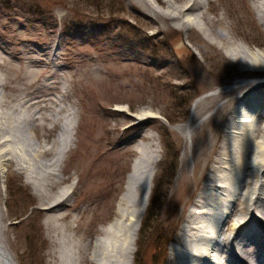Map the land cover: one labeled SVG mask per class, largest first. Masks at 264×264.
Here are the masks:
<instances>
[{
  "label": "rangeland",
  "instance_id": "374dc122",
  "mask_svg": "<svg viewBox=\"0 0 264 264\" xmlns=\"http://www.w3.org/2000/svg\"><path fill=\"white\" fill-rule=\"evenodd\" d=\"M136 1L0 0V77L6 82L0 85V112L4 120L6 107L25 95L33 101L47 99L46 113L58 110L60 124L67 122L68 109L76 112L77 141L61 162L66 182L59 188L77 182L69 211L78 216L80 232L87 231L82 232L84 244L114 217L136 157L131 150L135 137L141 132L154 135L160 158L134 264H167L213 160L233 149L225 140L227 123L233 116L250 114L256 124V107L236 101L245 93L264 100V74L243 70L197 28L161 30V18ZM252 3L214 0L206 15L214 21L222 18L218 28L229 26L235 40L264 49V24ZM164 6L159 4V10ZM240 79L254 82L237 89ZM224 84L229 86L220 89ZM61 107L67 110L59 112ZM141 111L157 116L133 126ZM192 112L194 132L188 141L177 126ZM259 123L264 125L263 119ZM47 125L50 135L37 139L22 123L23 137L51 143L60 127ZM186 166L189 171L181 175ZM6 169V218L0 236L18 264H55L35 190L11 162Z\"/></svg>",
  "mask_w": 264,
  "mask_h": 264
},
{
  "label": "bare ground",
  "instance_id": "6f19581e",
  "mask_svg": "<svg viewBox=\"0 0 264 264\" xmlns=\"http://www.w3.org/2000/svg\"><path fill=\"white\" fill-rule=\"evenodd\" d=\"M213 1L137 0L136 4L150 15L161 18L164 24L161 30L186 32L197 28L243 70L264 74V49L251 48L247 43L235 40L227 25L218 28L217 23L222 18L214 21L206 15L208 5ZM159 4L165 5L164 10H159ZM252 4L258 19L264 24V0H253ZM247 80L237 81L235 84L240 85L236 88L242 86L241 83L254 82L247 83ZM5 84L0 77V85L5 87ZM227 86L224 84L219 88ZM258 97L254 99L245 93L236 101L239 106L256 107V124L253 125L250 114L233 116L227 123L225 140L232 143L233 149L221 152L213 160L200 191L195 193L193 208L187 210L178 239L171 245L167 264H264V125L259 123L262 119L264 122V100ZM203 98L196 101L193 110ZM46 100L33 101L28 95L17 97L15 103L6 107L4 120L0 112V125H4L5 130L0 137V230L6 218L3 181L6 165L11 162L25 174L39 199L38 208L44 211L52 241L50 256L55 264H134L139 233L159 164L156 138L146 132L137 134L136 143L131 147L136 157L116 201L114 217L99 229L94 240L84 244L83 233L87 231L80 232L78 216L69 211L70 197L77 182L74 180L68 187L59 188L66 182L61 177L64 171L61 162L65 161L77 141V114L68 109L67 122L60 124L58 110L46 113L50 107ZM63 110L67 109L61 107L59 112ZM134 116L138 124L133 126H137L157 115L141 111ZM193 118L192 112L184 124L177 126L188 141L193 137ZM22 123L30 127L37 139L50 135L47 132L52 130L48 123L60 127V131L51 143H34L29 137H23ZM67 132L69 137L65 139ZM233 132L237 134L232 135ZM257 134L261 140H257ZM146 139L150 141L145 143ZM188 171V167H184L181 175ZM223 212L227 213L220 223ZM205 217L206 222L200 225ZM189 236V248L187 246L184 250L182 247ZM192 240L194 243L190 244ZM88 246L91 251H88ZM0 264H18L3 236H0Z\"/></svg>",
  "mask_w": 264,
  "mask_h": 264
},
{
  "label": "trees",
  "instance_id": "16d2710c",
  "mask_svg": "<svg viewBox=\"0 0 264 264\" xmlns=\"http://www.w3.org/2000/svg\"><path fill=\"white\" fill-rule=\"evenodd\" d=\"M153 202V201H152ZM150 204H151V201H150Z\"/></svg>",
  "mask_w": 264,
  "mask_h": 264
}]
</instances>
